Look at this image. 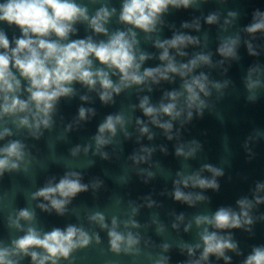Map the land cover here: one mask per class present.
Masks as SVG:
<instances>
[{"label": "water", "instance_id": "1", "mask_svg": "<svg viewBox=\"0 0 264 264\" xmlns=\"http://www.w3.org/2000/svg\"><path fill=\"white\" fill-rule=\"evenodd\" d=\"M75 2L87 8L90 18L102 7L110 12L115 9V12L105 25L108 35L95 33L87 22L81 21L74 25L75 32L63 43L88 37L98 43L107 41L116 31L131 29L138 42L135 49L137 62L140 54L148 57L141 64L140 74H143L145 69L166 65L159 59L163 50L156 47L157 41L171 40L182 34L195 38L197 42L181 47L179 51L185 53L183 56L177 49H169L173 62L179 66L189 63L197 55H208L210 63L200 64L185 78L169 74L168 80L159 79L154 83L147 79L143 84H133L119 94L113 93L107 103L100 100L102 89L99 84L95 89H89L80 82H73V94L57 100L51 114V127H41L42 134L38 139L28 128L18 127L13 122L25 114L0 119V132L5 128L11 132L0 139V148L11 141H19L25 146L26 153L19 170L6 171L0 176V247H11L14 240L26 234L28 227L47 233L54 228L64 230L75 225L92 237L91 242L85 248L74 250L68 259L61 258L58 264H157L162 258L166 264H194L200 260L203 251L200 234L208 228L221 236H231L237 248L225 251L229 257L227 261L210 255L200 264H244L254 247L264 246V189H257V185H264V32L249 34L245 31L253 22L255 12L264 13V0H195L187 8L169 6L152 33L120 22L124 0ZM230 12L235 16L230 17ZM209 15H216L217 21L208 24ZM185 24L189 26L184 27ZM0 30L9 39L10 48H14V40L22 35L19 28L0 22ZM237 37L236 58L221 56L218 52L221 43ZM52 38L56 39L55 36ZM249 44L255 55L249 52ZM101 68L110 71L114 84L119 83L118 71L111 74L115 70L107 69L93 58V70ZM252 69L256 71L251 74V80L258 81L259 86L250 93L247 82ZM12 71L21 80L17 95L26 100L28 82L15 69ZM201 74L208 79L210 95L200 94L207 106L202 114L193 109L191 119L187 117L186 108L176 120L158 115L160 123H172L169 132L153 124L139 107L145 97L150 106L157 108L161 103L170 102L167 93L183 92L184 79ZM217 83L222 86L219 90L212 86ZM252 95L254 100L249 99ZM185 97L186 93L178 108L184 107ZM81 107L91 110L83 120L79 118ZM109 115H121L123 127L117 125L115 136L105 133L109 143L97 149L94 137ZM29 121L32 122L31 117ZM142 127H147L148 133H142ZM75 148L79 151L72 155ZM177 148H183L185 153L196 150L192 156H177ZM143 149L151 150L150 154ZM205 165L222 171L221 176L215 177L218 189L181 184L180 190L185 194L201 195L205 199L191 205L176 201L173 195L175 181L193 174L213 179V174L204 170ZM71 172L79 174L87 191L72 198L63 215L57 214L50 206L47 211L38 207L48 202L42 198L34 200L32 194L49 182L58 183ZM241 199H247L253 205L249 210L251 225L223 230L205 224L196 225L197 216L211 217L221 207L239 213L237 201ZM257 199L261 202L256 203ZM25 208L34 213L33 221L20 220L19 229L10 226L18 211ZM96 213L105 216L107 228H101L89 219ZM113 217L117 218L118 232L125 235L131 232L140 238L132 252L111 250L108 231ZM129 221L138 226L129 223L125 227ZM97 236L99 242L95 239ZM197 244L199 248L195 247ZM164 245H168L166 251ZM185 246L193 248L192 255ZM34 250L43 252L38 248ZM14 259H18L19 264H33L30 256L21 255Z\"/></svg>", "mask_w": 264, "mask_h": 264}, {"label": "clouds", "instance_id": "2", "mask_svg": "<svg viewBox=\"0 0 264 264\" xmlns=\"http://www.w3.org/2000/svg\"><path fill=\"white\" fill-rule=\"evenodd\" d=\"M195 0H124L122 4L119 20L121 23L132 25L145 33H152L156 29V24L160 16L165 13L169 6L187 8L192 5ZM115 9L111 12L106 8H100L91 18L88 15L86 7L78 5L75 0H3L0 2V22H6L8 25H15L21 32V37L14 40L15 47L10 48V42L3 30H0V119L4 116L17 117L18 127L28 128L31 135L37 139L42 134L41 127L47 129L51 127V114L57 100L63 96L73 94L71 87L73 82H80L95 89L99 84L102 91L100 92V100L107 103L111 101L112 94H119L123 88L131 85L143 84L147 79L158 82L159 79L168 80L169 74L179 75L181 78L187 77L200 64H209L210 56L197 55L187 64L177 66L173 62V58L169 55V49H177L179 55H185L179 49L187 44H194L195 38L186 35H175L171 40L163 42L157 41L156 47L162 49L159 59L166 62L164 67L145 69L140 74L141 64L148 57L140 54L137 62L136 55V33L129 29L125 31H116L111 34L107 41L94 42L91 37L86 39L74 40L68 43L71 33L75 32L74 25L77 22H87L88 26L97 34L108 35L105 25ZM230 17H234L235 13H229ZM217 21L216 15H209L207 23L213 24ZM227 23V21L225 22ZM189 25L185 24L184 27ZM245 31L249 34L264 32V13L259 11L254 13L253 22L246 27ZM55 36L56 39L52 37ZM239 38H228L221 43L218 52L225 58H236V46ZM249 52L252 47L249 44ZM93 58L99 61L112 71L115 75L118 71L120 79L118 84H114L110 79V71L104 69L93 70ZM12 69H15L19 76L28 82L25 89L29 96L26 100L19 98L17 93L21 90V80L17 78ZM256 69L250 70L247 88L249 92H253L259 86V82L251 80V74ZM213 87L220 89V84H213ZM183 92L173 91L166 94L168 103H161L159 107L149 105V100L145 97L139 107L144 114L151 118V122L158 127L169 132L172 129L171 122L160 123L157 119L158 115H165L176 120L185 111H187L188 119L192 117V110L195 109L199 114L207 106L205 101L200 98L203 93L205 97L209 96L208 79L205 75L193 76L191 79H184ZM186 93L184 99V107L178 104L182 96ZM81 99H87L81 97ZM249 99H255L252 95ZM86 110L81 107L79 109V118H86ZM31 117V123L29 121ZM139 124L140 121L138 120ZM124 118L121 115H109L106 120L99 126L98 135L94 137L99 147L109 143L105 139V133L115 136L117 125L123 127ZM142 133H148L147 127L140 129ZM11 135V132L5 128L0 132V139ZM152 137L149 136V139ZM171 139V136L168 137ZM195 143V142H193ZM25 146L19 141H11L4 147L0 148V176L6 171H14L20 169V163L25 159ZM196 149H190L185 153L183 148H177V156H192ZM79 148L72 150V155H76ZM143 151L150 154L149 149ZM87 152V148H85ZM133 159H136L135 157ZM139 159H144L140 157ZM26 170V169H25ZM204 170L213 174V179L202 178L199 174L189 175L180 180L175 181L174 198L176 201H183L193 204L195 201L205 199L201 195L193 197L191 194H185L180 190L179 185L200 189H218L215 177L221 176V170L205 165ZM151 175V173H149ZM177 175H180L179 173ZM257 189H264V185H257ZM87 191V185L80 182V176L76 172L66 173L58 183L49 182L45 187L39 189L32 194V199L42 198L48 204H39L42 210L47 211L49 206L54 209L57 214L63 215L65 207L70 203L78 193ZM261 200L257 199L256 203ZM240 212L237 213L231 208H219L211 217L197 216L195 223L199 227L202 224L223 230L240 228L244 225H251L252 218L249 216V210L252 203L247 199L237 201ZM135 211V210H134ZM34 219V213L28 209H20L15 221L10 226L20 228V220L31 222ZM93 222L99 224L101 228H107L105 216L96 213L89 217ZM112 227L108 231L109 243L113 252H132L139 244L140 238L134 236L131 232L126 235L117 231V218H112ZM137 227L134 222L125 223ZM175 227V225H173ZM92 237L82 228L75 225H69L66 229L61 230L54 228L47 233H41L34 227H28L26 234L14 240L11 247H0V264H19L16 257L21 255L30 256L33 264H58V261L68 259L71 253L78 248H85L91 242ZM99 242V237H95ZM203 243V251L199 261L194 264H200L201 261H207L210 255L217 258L229 259L225 255L226 250L235 251L237 245L232 241L231 236H221L216 231H209L205 228L200 234ZM123 246V247H122ZM164 250L168 249V245H164ZM187 247L189 255H192L193 248ZM199 248L200 245L195 246ZM42 249L43 252H37L34 249ZM157 264H166L165 259L157 261ZM244 264H264V246L254 247L252 253L245 259Z\"/></svg>", "mask_w": 264, "mask_h": 264}]
</instances>
